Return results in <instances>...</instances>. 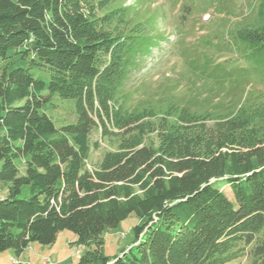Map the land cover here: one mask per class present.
Segmentation results:
<instances>
[{
  "label": "trees",
  "instance_id": "trees-1",
  "mask_svg": "<svg viewBox=\"0 0 264 264\" xmlns=\"http://www.w3.org/2000/svg\"><path fill=\"white\" fill-rule=\"evenodd\" d=\"M105 2L0 0V253L69 231L88 247L80 264H264L259 115L129 98L125 83L155 41L146 21ZM240 37L264 52V28ZM55 96L74 102L73 124L47 115ZM94 130L114 149L89 169ZM132 214L134 241L104 257L102 235Z\"/></svg>",
  "mask_w": 264,
  "mask_h": 264
},
{
  "label": "rangeland",
  "instance_id": "rangeland-1",
  "mask_svg": "<svg viewBox=\"0 0 264 264\" xmlns=\"http://www.w3.org/2000/svg\"><path fill=\"white\" fill-rule=\"evenodd\" d=\"M105 5L106 10L126 7L134 19L146 21V33L155 41L149 57L125 83L129 98L150 97L154 102L172 94L183 103L197 101L204 108L216 102L232 107L243 104L259 115L258 127H264V52L250 48L240 37L264 28V0H106ZM9 54L14 68L25 67L19 54L14 50ZM46 113L56 128L75 121L72 100L55 96ZM90 142L98 143L88 161L92 169L114 146L97 130ZM19 168L23 172L21 163ZM218 187L230 198L226 186ZM5 194L0 186V198ZM140 222L132 214L104 233L103 256L113 258L128 249ZM87 248L77 243L72 232L62 231L50 245L31 243L18 256L11 250L1 252L0 264H80ZM229 264L250 262L241 257Z\"/></svg>",
  "mask_w": 264,
  "mask_h": 264
},
{
  "label": "built area",
  "instance_id": "built-area-1",
  "mask_svg": "<svg viewBox=\"0 0 264 264\" xmlns=\"http://www.w3.org/2000/svg\"><path fill=\"white\" fill-rule=\"evenodd\" d=\"M12 264H14V262H12ZM45 264H46V262H45Z\"/></svg>",
  "mask_w": 264,
  "mask_h": 264
}]
</instances>
